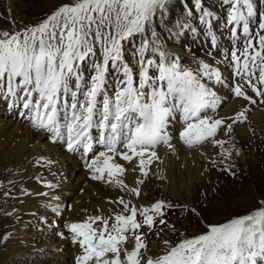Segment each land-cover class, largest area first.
Segmentation results:
<instances>
[{
  "label": "snow or ice",
  "instance_id": "obj_1",
  "mask_svg": "<svg viewBox=\"0 0 264 264\" xmlns=\"http://www.w3.org/2000/svg\"><path fill=\"white\" fill-rule=\"evenodd\" d=\"M244 3L247 4L248 0ZM164 5L165 0H72L23 33H0L3 37L0 38V87L6 84L8 92L15 95V88L23 86L22 90L27 93L24 107L34 105L36 109L35 126L55 132L60 139L64 138L61 127L66 128L67 148L71 151L81 146L91 151L90 129L101 127L107 130L103 139L105 150L87 165L95 180L105 179L106 174L109 182L127 187L118 178L125 168L116 162V157L126 161L139 157L140 171L144 172L145 155H148L149 162L151 158H158L150 149L168 142L166 126L174 110L183 114L186 126L180 136L189 146L215 137L224 124L222 119H212L206 114L208 109L215 110L218 106L216 94L201 82L197 74L182 69L177 61L168 62L164 52L159 54V63L147 61L148 66H154L159 72L155 78L148 75V67L141 59L140 84L139 87L134 85L132 69L123 62L122 42L142 33L156 10ZM252 14L249 6L248 15ZM232 20L239 22L245 17L237 12ZM259 27L264 30V22ZM243 31L250 34L246 20ZM94 42L101 46L102 61L93 63L94 74L90 86L84 91L81 63L96 55ZM259 44L261 51L249 55L248 49L253 44L251 40L247 42L243 69H249L248 60L255 62L259 57L262 61L259 80L264 83V35L259 36ZM139 51L143 56L145 48L141 47ZM232 58L237 62L238 74H241L240 57L235 51ZM110 62L114 69L122 70L125 77L119 81L123 87L115 93L114 99L105 91ZM202 67L203 76L211 78L213 73L208 70L209 65L203 64ZM215 75L219 80V73ZM251 87L258 95L262 94L254 84ZM234 92L236 96L251 99L240 87ZM33 93L37 94L34 101L31 99ZM62 95L71 97L70 103L67 100L62 102L65 112L71 109V115H65L63 125L59 120L61 107H58ZM100 95H103L102 112L97 125L94 116L100 111L97 106ZM244 117V112L237 114V120ZM227 128L231 131L232 125L228 124ZM118 144L127 151L118 150ZM130 191L139 195L138 189ZM119 203L130 214H116L111 230L109 220L101 216H89L82 222L67 225L72 242L81 249L76 264H255L254 258L264 252V207H261L249 215L222 224H210L206 232L175 245L165 240L164 244L169 247L164 254L145 258L144 251L148 246L142 235L136 233L142 227L136 219L137 213L139 211L144 216V223L151 227L154 220L148 213L162 215L164 204L156 202L151 208L138 210L135 206L129 209L123 199ZM159 223L166 224V221L161 219ZM126 244H132L131 250L124 247Z\"/></svg>",
  "mask_w": 264,
  "mask_h": 264
},
{
  "label": "rangeland",
  "instance_id": "obj_2",
  "mask_svg": "<svg viewBox=\"0 0 264 264\" xmlns=\"http://www.w3.org/2000/svg\"><path fill=\"white\" fill-rule=\"evenodd\" d=\"M205 1L206 5L211 7L210 0ZM241 1L245 6L246 16H248L249 6L251 9L255 8L256 11L261 10V6H264V2L261 3V0H248L247 4L244 3V0ZM71 2L72 0H0V33L8 32L15 34L20 30L38 25L62 4ZM193 2L194 0L187 4L192 9H195L192 6ZM160 12L161 8H158L151 22L146 24L145 30L143 31V35H147L152 44L156 42L154 31L158 28L157 23L161 20ZM243 14L244 12H242ZM185 19L186 16H184L183 20ZM201 21L202 18L199 17L195 25ZM186 22L193 23L191 21ZM164 31L167 34H170L169 31H171L175 41H177L181 29L175 30L171 28ZM138 34L140 33H136L134 36ZM161 34V31L156 30L157 36ZM194 39L197 38L193 36L192 40ZM186 52L191 55H188ZM186 52L184 53L183 61L192 67L194 66L192 62L194 55L201 59L205 58L206 60L211 56V54H207L208 51L204 47H192L191 51L186 50ZM261 65L262 61L260 60L259 64L255 67V74L250 72L246 75V73L242 72L243 81L241 85L244 93L256 98L255 104H258L264 109V83H261L259 80ZM217 67L221 68L220 65ZM249 81L262 94L258 95L256 91H253ZM87 82H90V79H87ZM217 87L230 99L238 100L241 106L236 113L230 114L228 117H223L219 114L222 106L219 99L218 114H207L211 118H218L224 121L218 136L202 143L207 144L212 141L213 145L219 148L215 160L213 162L209 161L205 167V175L201 179L206 181L208 186H195L193 179H190L185 188L180 182L183 179V174L177 170L173 183L168 179L165 172L163 173L164 178L161 179L157 171L152 172L150 170L155 160L160 161L161 158H153L150 162L149 159L145 162L144 172H142L141 191L142 189L144 190L143 197L145 199L126 201L129 204V209L135 206L138 210L151 208V205L156 202H163L164 204L162 210L167 214L163 218L166 224L158 223L156 226H151L153 230L147 232L143 226L140 228L144 243L148 246L147 251H144L145 258L164 254L169 247L164 244L165 240L169 241L170 245H175L183 239L192 238L206 232L210 224H222L233 218L249 215L255 210L264 207V203H262L264 202V129L256 120L249 122L250 115L254 109L259 111L263 110L258 108L252 109L253 106L251 103H248L243 98H232L223 88ZM228 88H230V85H228ZM241 99H243V102ZM173 112H176V114L181 113L179 110H174ZM240 112H244L245 117L237 120V114ZM228 124L232 125L231 131L227 128ZM245 124L248 125L247 131L250 135L243 139L239 134L238 128ZM216 140L222 141L223 143L217 144L214 142ZM170 144V142L164 143L163 149L165 151L168 150L167 146ZM193 146L187 147L191 148ZM197 147L199 146L197 145ZM174 159L176 160L175 165L177 166L175 168L182 172V164L178 162L176 157ZM81 165H84V163ZM3 180V176H0L1 189L6 191ZM74 191L77 192V188ZM75 194H72L73 198L76 196ZM5 195L7 196V194ZM61 198L63 199L62 204H60L62 206L60 209L61 214H56L53 217L50 212L44 213L47 207L42 206L37 208L33 217L24 221L23 227L19 229L22 233L19 232L20 235L17 239L20 244L24 246H35V248H26L24 250V256L17 258L18 261H15L13 264H45L54 260L56 261V245H58L61 239V237L57 236L58 232H63V235H60L67 237V232L69 231L64 225V219H62L64 216L62 217V213L69 215V207L72 201L69 194H63ZM193 209L195 211H192ZM92 211L93 208L91 209ZM93 213H96L95 215L93 214L94 216H101L102 218L113 220L116 214L129 215L130 211L124 209L122 206L121 211H113L111 212L112 214H109L110 216L97 211ZM44 217L45 219H43ZM99 224L100 222H97V225ZM56 241L58 242L55 243ZM51 243L55 246H52ZM124 247H128L131 250L132 244H126ZM77 256L68 255L66 264H76Z\"/></svg>",
  "mask_w": 264,
  "mask_h": 264
},
{
  "label": "bare ground",
  "instance_id": "obj_3",
  "mask_svg": "<svg viewBox=\"0 0 264 264\" xmlns=\"http://www.w3.org/2000/svg\"><path fill=\"white\" fill-rule=\"evenodd\" d=\"M212 88L221 101L220 115L228 117L239 111L241 105L238 100L230 99L217 86ZM182 115V112L180 114L173 112L168 118L166 134L171 144L167 146L166 151L163 149V142L155 147L161 160H155L150 170L157 171L161 179L164 178L165 172L172 183L175 181L177 170L183 174L180 182L185 188L190 179H193L195 186H208L207 182L201 179L205 175V167L209 161L215 160L219 148L214 146L212 141L198 145L199 147L197 145L187 147L189 145L184 143L180 136L184 130ZM253 120L258 121L264 129V111L254 109L249 122ZM247 128L246 124L238 128L243 139L250 135ZM43 136L14 119L6 108V102L0 100V176H3V184L6 187L5 191L0 186V264H13L18 261L17 258L24 256L26 248H35L19 243L17 239L20 235L19 229L23 227L26 219L33 217L38 207H47L44 213L50 212L53 217L61 214L63 194H69L72 198L69 215L62 213L66 228L68 224L86 220L91 214L94 216L96 214L94 211L108 215L113 211H121L123 205L119 203L120 199L125 203L127 200L145 199L144 190L141 191L143 176L139 157H134L129 164L116 157V162L125 168L123 175L118 177L127 186L124 187L109 182L106 174L105 179H93L89 167L84 171V165H81L83 163L80 164L56 143L47 142ZM174 157L182 164V172L175 168ZM144 159L148 160L146 155ZM75 188L77 192L74 191ZM133 188L139 190V195L130 191ZM72 194L76 196L73 198ZM57 236L61 239L56 245V261L45 264H66L67 256L72 255L73 251L77 255L81 254L78 244L73 243L70 238L67 242V237L60 234Z\"/></svg>",
  "mask_w": 264,
  "mask_h": 264
},
{
  "label": "trees",
  "instance_id": "obj_4",
  "mask_svg": "<svg viewBox=\"0 0 264 264\" xmlns=\"http://www.w3.org/2000/svg\"><path fill=\"white\" fill-rule=\"evenodd\" d=\"M192 0H165V5L161 8V20L158 22V28L161 30L175 29L180 30L179 24L184 21L185 16L183 3H189Z\"/></svg>",
  "mask_w": 264,
  "mask_h": 264
}]
</instances>
